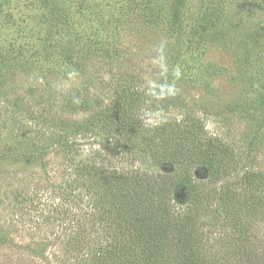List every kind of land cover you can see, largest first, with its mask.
Instances as JSON below:
<instances>
[{
    "label": "rangeland",
    "instance_id": "1",
    "mask_svg": "<svg viewBox=\"0 0 264 264\" xmlns=\"http://www.w3.org/2000/svg\"><path fill=\"white\" fill-rule=\"evenodd\" d=\"M128 78L149 119L195 114L264 173V0H0V264H91L76 239L101 227L81 168L131 169L130 151L42 116L82 121Z\"/></svg>",
    "mask_w": 264,
    "mask_h": 264
},
{
    "label": "trees",
    "instance_id": "2",
    "mask_svg": "<svg viewBox=\"0 0 264 264\" xmlns=\"http://www.w3.org/2000/svg\"><path fill=\"white\" fill-rule=\"evenodd\" d=\"M130 78L117 86L115 103L98 104L82 121L42 116L103 148L115 139L120 153L130 151L121 159L131 169L81 168L101 227L98 236L76 239L93 247L91 264H264V173L242 163L239 151L195 114L149 119L145 89ZM69 99L79 110L93 107L87 97ZM147 102L158 109L159 102ZM76 141L63 145L71 150Z\"/></svg>",
    "mask_w": 264,
    "mask_h": 264
}]
</instances>
